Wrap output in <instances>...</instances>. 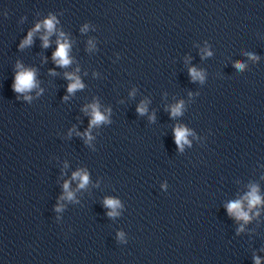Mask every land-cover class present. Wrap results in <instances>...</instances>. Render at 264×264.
<instances>
[{"label": "clouds", "instance_id": "obj_1", "mask_svg": "<svg viewBox=\"0 0 264 264\" xmlns=\"http://www.w3.org/2000/svg\"><path fill=\"white\" fill-rule=\"evenodd\" d=\"M55 23H56L55 17H51L48 20L44 21L43 27L47 30L48 35H51L52 32L54 31ZM40 27L41 25L37 24L35 30H39ZM60 35L61 37H63V33H61ZM43 40H44V47H47L48 36L46 35L45 37H43ZM31 42H32V33L30 32L27 39L23 41L21 47H23L24 45L31 44ZM57 44L58 47L57 50L53 53V59L58 66L66 67L71 63L70 58L68 56L69 44L67 43L66 40L64 41L58 40ZM207 54L211 55V53H207ZM251 58L256 59V57H251ZM234 66L238 70H242L245 67V65L241 62H236ZM17 68H21V66L17 64ZM189 72L193 80H197V79L201 81L203 80V74L201 72H198L195 68L190 69ZM66 78L72 81V83L69 84L67 89L69 93H73L77 89L83 87L79 78L76 77L74 74L66 73ZM12 87L16 93L28 92L34 87H36L35 71L30 69H21L20 71H18L15 76V81ZM25 98L30 99V97H25ZM65 99H67V97H65ZM89 107H91L92 109L91 112L92 120L90 123V127L92 125H97L101 122L106 121V117L98 110V105L93 104L90 105ZM182 107H183V102L173 106L171 109V115L173 117L180 115ZM145 111L146 109L143 106L138 108V112H140L141 114H143ZM85 135H87V133H85ZM187 135H188V129L183 126H177L174 129L175 143L178 146V148H180L181 150L183 148V144L189 143V141L187 140ZM89 139H91L90 136ZM77 177H79L81 181L80 187H84L88 183L87 174L76 172L73 174V179H76ZM64 188L67 193V198L72 199V193L67 191L68 190L67 182L65 183ZM244 199L247 200L249 211L256 205L260 204L261 197L258 195V188L255 185L251 186V191L246 195ZM104 205L112 209V211L108 213L109 216H115L118 214L115 211V209L119 207V201L112 198H106L104 201ZM226 208L228 215L230 217H234L237 220H243L245 222L249 221L250 219L249 212L244 210L243 201L237 200V201L229 202L226 205ZM59 210L60 208L58 207L57 211ZM119 236L122 239L123 233H120ZM254 260H255V264H260V259L258 257H254Z\"/></svg>", "mask_w": 264, "mask_h": 264}]
</instances>
